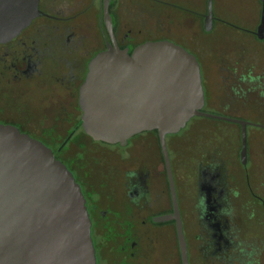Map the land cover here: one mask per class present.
Wrapping results in <instances>:
<instances>
[{
  "label": "flooded vegetation",
  "instance_id": "obj_1",
  "mask_svg": "<svg viewBox=\"0 0 264 264\" xmlns=\"http://www.w3.org/2000/svg\"><path fill=\"white\" fill-rule=\"evenodd\" d=\"M221 1L108 3L120 48L167 40L196 57L202 111L220 117L196 116L214 122L202 124L201 142L180 137L184 128L165 135L173 186L157 130L124 146L83 130L79 88L111 43L104 0H38L40 13L0 43V123L44 143L72 173L95 264H184L178 221L187 264H264V134L255 131L264 130V0Z\"/></svg>",
  "mask_w": 264,
  "mask_h": 264
},
{
  "label": "water",
  "instance_id": "obj_2",
  "mask_svg": "<svg viewBox=\"0 0 264 264\" xmlns=\"http://www.w3.org/2000/svg\"><path fill=\"white\" fill-rule=\"evenodd\" d=\"M89 62L79 88L84 132L124 146L157 130L173 186L165 135L179 132L202 111L204 90L196 57L167 40L145 41L130 53L114 38ZM211 7V4H210ZM38 0H0V43L15 37L39 14ZM212 17L205 18L210 29ZM245 130H243V153ZM90 218L79 184L41 141L0 123V264H95ZM181 253L186 247L178 221Z\"/></svg>",
  "mask_w": 264,
  "mask_h": 264
},
{
  "label": "rangeland",
  "instance_id": "obj_3",
  "mask_svg": "<svg viewBox=\"0 0 264 264\" xmlns=\"http://www.w3.org/2000/svg\"><path fill=\"white\" fill-rule=\"evenodd\" d=\"M246 1V0H245ZM221 3L223 5H221ZM220 4V5H219ZM234 4H235V0H222L220 3H218V7H223V8H233L234 7ZM233 19V18H232ZM218 33L219 32H215V38H217L218 36ZM193 38L195 39H201V35H200V32L195 29L193 30ZM215 38H212V39H215ZM214 124V122L210 119H205V118H202V117H195L193 118L192 120H190L186 127L180 132L179 136H192L194 140H197L198 142H201L202 138H204V134L206 133V131L203 129V125L202 124ZM221 125V124H219ZM221 127V126H220ZM211 131H215L217 133L218 129L216 128H213L211 129ZM257 133H259L260 135H263L264 134V130H255ZM205 132V133H204ZM133 147L136 146V149L135 151L137 150V146L139 145L140 147V153H141V136H139L138 138H136L134 141H133ZM138 147V148H139ZM128 149H125V150H122V154H126V151Z\"/></svg>",
  "mask_w": 264,
  "mask_h": 264
}]
</instances>
